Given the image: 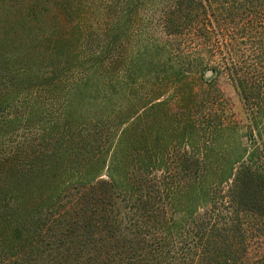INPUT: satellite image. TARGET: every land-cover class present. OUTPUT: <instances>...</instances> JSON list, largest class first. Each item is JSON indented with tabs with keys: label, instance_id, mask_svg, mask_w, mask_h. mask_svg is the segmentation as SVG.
<instances>
[{
	"label": "trees",
	"instance_id": "trees-1",
	"mask_svg": "<svg viewBox=\"0 0 264 264\" xmlns=\"http://www.w3.org/2000/svg\"><path fill=\"white\" fill-rule=\"evenodd\" d=\"M147 1L0 0V264H264V0H163L166 40L136 46ZM221 73L246 147L195 110Z\"/></svg>",
	"mask_w": 264,
	"mask_h": 264
},
{
	"label": "rangeland",
	"instance_id": "rangeland-1",
	"mask_svg": "<svg viewBox=\"0 0 264 264\" xmlns=\"http://www.w3.org/2000/svg\"><path fill=\"white\" fill-rule=\"evenodd\" d=\"M161 1L163 0H148L146 3L147 5L145 4L138 13V16L134 17L132 20L130 25L131 28H129V39L136 46L148 45V43L153 44L154 42L158 43L166 40L163 27L164 17H162V11H164V9H161L159 5ZM161 3L162 6L165 4V2ZM171 40L168 44L171 46L170 48L172 50L170 58L176 63H181V61L184 60L187 61L206 48V46L202 44L200 40L196 39L194 35L191 37L179 36ZM222 41L223 40L219 36H215L213 40L214 48L219 49L216 50L215 57L211 58V60H204L203 65H205V67L203 68V74L209 73L211 69L215 67L217 63L222 62L223 59L226 58L228 60L224 50L223 53L220 54V52H222ZM162 57L163 55L157 56L156 61H160ZM192 85L194 89L193 93L200 96V98L197 96L199 102L202 100L195 110L205 115L211 112L221 126L219 136L217 137L218 142L230 141L233 147H237L238 144L241 148L246 147V136L249 131L248 111L243 105L241 97L230 78L224 73L208 79L199 77L192 81ZM171 87L172 86H170V88ZM170 88H167V90L166 88H162V91L165 93L163 99L167 101V104L173 111L179 112L181 103L177 97L178 94L175 93V91L169 90ZM182 91L187 90H181V92ZM143 99L145 101L148 98ZM208 101H210V103H208Z\"/></svg>",
	"mask_w": 264,
	"mask_h": 264
}]
</instances>
